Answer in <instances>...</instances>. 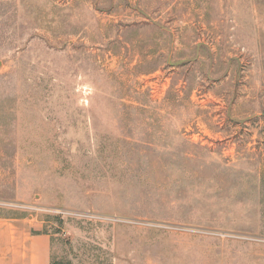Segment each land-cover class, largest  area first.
<instances>
[{
  "label": "rangeland",
  "instance_id": "rangeland-1",
  "mask_svg": "<svg viewBox=\"0 0 264 264\" xmlns=\"http://www.w3.org/2000/svg\"><path fill=\"white\" fill-rule=\"evenodd\" d=\"M54 264H264V0H0V219Z\"/></svg>",
  "mask_w": 264,
  "mask_h": 264
},
{
  "label": "crops",
  "instance_id": "crops-1",
  "mask_svg": "<svg viewBox=\"0 0 264 264\" xmlns=\"http://www.w3.org/2000/svg\"><path fill=\"white\" fill-rule=\"evenodd\" d=\"M30 220L0 219V264H50V239Z\"/></svg>",
  "mask_w": 264,
  "mask_h": 264
},
{
  "label": "trees",
  "instance_id": "trees-1",
  "mask_svg": "<svg viewBox=\"0 0 264 264\" xmlns=\"http://www.w3.org/2000/svg\"><path fill=\"white\" fill-rule=\"evenodd\" d=\"M44 233V232H43ZM50 264H54L53 262H51Z\"/></svg>",
  "mask_w": 264,
  "mask_h": 264
}]
</instances>
